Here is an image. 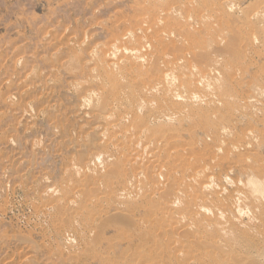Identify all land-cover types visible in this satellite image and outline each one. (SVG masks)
Returning a JSON list of instances; mask_svg holds the SVG:
<instances>
[{
  "label": "rangeland",
  "instance_id": "rangeland-1",
  "mask_svg": "<svg viewBox=\"0 0 264 264\" xmlns=\"http://www.w3.org/2000/svg\"><path fill=\"white\" fill-rule=\"evenodd\" d=\"M198 1L199 0H195V2L194 0H171L168 2L165 0H0V264H58V262L59 264H199L197 260H195L197 256L194 258L195 255L201 251H208V248L204 246L201 247L200 243L198 246L199 240L197 242V238L201 239L206 245L205 242H207V244L210 242L215 243L217 239L218 241L220 240V236L223 234L225 235L224 231H222L224 232L223 234L217 232L218 230H223L221 229L223 226L217 223L214 208H216V210L220 208L223 209L218 210L222 213V217H224L219 220H222L226 225L225 221L228 219L229 226L228 223L226 226L228 228L232 227V230L236 227L235 231L233 230L232 233L234 234L236 232L234 235L237 236L238 234V240L241 239L239 244L242 246L243 250L239 248L238 254L239 252H242V254L240 253L234 256L229 261V264H264V231L262 232L264 228V214H261V204L262 202L264 203V174L261 172V169L264 168V36L261 38L258 35L253 37L250 36L248 41L251 45L249 43H247V45L245 44L246 47L248 46L247 52H243L244 57L242 55V58L240 57L236 59L237 61L235 60V63H238L236 66L234 65L235 63L231 61H227L226 63L225 59L227 57L225 56L226 58L224 59V55L221 57L219 51L215 49L217 48L215 45H219L220 43L223 44L220 38H222L226 28H228L229 31L232 28L233 30H239L243 33L244 31L248 32L250 26H252V21H256L254 12L263 15L264 0H233L235 3L233 8L238 6L236 8L237 10L234 9L233 11V8H227L225 11L226 13L221 11L217 12L216 3L218 2H216V0H213V3L204 0L205 3H202L204 4L203 7ZM165 4H168L167 8H169L170 5H174L175 8L176 5L179 7L176 8V11L178 10L177 12L180 14L176 11H172L170 14L176 22L185 23L189 21L190 25L187 29L190 31L201 29L202 25L199 21L194 19V16L190 18L188 10H190V13L192 12L191 14L194 12L198 14L201 13L210 18L208 20L211 25H206L204 27L207 33L203 40L211 43V45L209 44L210 46L208 45L207 47L211 49L212 46V49L209 50L205 47L200 51L208 49L215 58L219 57V59H224L223 61L225 63H223L227 66V69L223 71V74L230 76V79H228L232 82L231 85H233L228 93H231L230 96H234L233 98L235 100H230L231 97H229L231 102H227V98V101L220 105L218 103H216V106L214 104V106L209 105L212 109L208 107L207 100H205V102L203 100L200 102L194 101L195 103L192 101L191 105L190 103H183L184 101L182 98H185V96H179V98L178 96H174L171 101H169L171 98L170 96V98L164 96L166 99L162 98L158 100L157 103L153 104L156 106H152V108H146V105L143 103L142 106L144 107L137 105L141 102V98L144 97L142 94L143 85L146 86L152 82L154 83L156 80L147 76V74L144 73V69H142L143 71L134 70L131 73L130 70H127L126 72H128V75H126L125 72H122L121 68L126 66L129 59L123 56H126L128 48L134 51H137L135 49H139V52L145 53L147 47L143 48V50L145 49L144 51L141 50L143 46L140 42L143 33L140 32L138 28L140 26L147 28L143 20L150 16V13L157 15L158 13L164 12V8L166 7L164 6ZM214 14L215 16L213 17ZM234 17L237 22L235 19V22L232 21ZM181 18H184V20ZM259 23L258 25L260 27H258L264 30V22L263 24L262 22ZM243 28H245L244 31H242ZM133 32L136 33V36H133ZM128 33L132 35L130 36ZM210 36L213 37L214 41L211 40ZM216 38H219L218 41L215 40ZM241 42L242 40H240V43ZM111 45H114L115 48ZM169 45L170 40L165 37V39L158 42L157 47L158 49H165ZM123 48H127V50ZM249 48H252L253 52H250ZM93 52H95L94 55ZM113 52L117 57L114 56ZM248 52L250 53L248 54ZM246 54L249 56H246ZM110 61H117L119 66L120 64L122 66L124 62L125 64H123V67L120 66V68L118 65H111ZM100 66L101 70L99 69ZM111 66H114V69L111 68ZM106 67L109 69L106 70ZM115 67L118 69L117 71H115ZM182 67L179 69L176 68V70L173 65L169 67L175 70L176 76L180 73V77H177L178 81L174 80V85L176 86H178V83L181 81V71H184V69L187 71L185 66V68L183 67L184 69ZM161 68L164 69V67ZM166 69H164V71ZM98 71L99 74H97ZM104 71H107L108 74L107 72L104 73ZM155 71H159V66L152 67L153 74ZM177 71L178 73H176ZM185 71L182 73L188 75V71ZM133 72L134 74H132ZM102 74L104 77H102ZM98 75L101 76L99 77ZM187 75L182 76L186 78ZM120 76L123 78L121 79ZM126 77H129V79H127L129 82L126 80ZM104 79L106 82H104ZM132 79L137 80V82ZM119 80L122 81V83ZM145 83L147 84L145 85ZM119 84H122V86L125 85L126 89L119 86ZM126 85L129 86L127 87ZM110 86L112 90L108 92ZM76 87L77 89H75ZM120 89L124 90L122 91L123 93H118ZM253 89L257 91V93ZM136 92L139 95L137 94L136 96ZM111 93H115L114 95L116 96ZM98 94L100 96H97ZM108 94L113 97V100H110L112 99L111 97H107L109 96ZM118 94L119 96H117ZM95 95L97 98H95ZM103 95H106L105 100L107 103L109 101V107H104V109H102L104 103L102 102L103 104H100L101 102H99L102 100ZM92 96L95 98V101L97 100L96 102H94ZM104 96L103 98H105ZM114 98L118 100L116 101ZM105 100L103 101L106 102ZM98 103L101 106H98ZM107 103L105 104L107 105ZM164 103L167 104L164 105ZM196 103H200L201 105L204 104L205 107L203 105L199 106L198 104L197 106ZM90 106L93 108L91 109ZM119 107L121 109H119ZM223 107L226 109H222ZM153 108L155 110H153ZM99 109L103 110V112ZM170 109L172 112H170ZM168 111L174 116L172 117L173 121H168L164 115L169 113ZM112 112L113 114L111 115ZM118 114H120V120H118ZM100 117L103 120L100 121ZM121 121L125 125H123ZM117 122H121V126ZM147 122L149 124H147ZM109 125L110 127H107ZM117 127L120 129H117ZM142 127H146L144 128L145 131ZM73 130L75 133H73ZM247 130H252L256 138L252 143L246 144V146L241 149V152L232 150L229 146V142L238 144L237 141L244 139ZM226 134L229 135L227 136ZM162 135L166 136V139L163 137L164 140L162 139V141L159 142L160 136ZM172 135L175 137H171ZM135 136L140 139V145L137 146L138 149L136 147L139 153L143 154L140 148L145 147L144 144L147 145L146 141L151 139V147H158L156 152L149 154L155 158L153 162L156 164L157 162L158 164L160 162L167 164L170 161L172 163L171 173H159V175H156L157 178L149 174L139 177L141 182L139 179L136 184L140 187L143 185L140 183H144L145 180L154 184L157 183L156 181L163 178L165 180H160L159 183L165 184L167 176H172V173L178 180L184 179V176H188L186 177L188 179L192 175L190 172L193 173L200 170L198 173L200 178L196 176V183L193 182L191 183L192 187L191 185L187 187L188 193L195 196L198 195L202 185L206 184L207 181L209 182H207L210 186L208 191L213 194H211V197L215 196V201L211 199L210 206L207 205L208 202L205 203V206L207 208L212 207L213 209H210L213 213L211 212L212 214L208 215L211 210L205 207L207 210L204 209L202 215L199 216L200 218L197 217L199 220L196 218L194 219L195 221H190V223H192L190 225L191 231H194L193 233H191V231L183 232L179 230V232L176 231V233L179 234H174L175 232L171 230L175 223L181 221V218H178L179 215H177V210L175 208L181 203H183L184 206V200L176 203L174 210L166 208L163 203L170 202V197L168 198V195L171 196V192L169 189L161 192L158 190L153 192L155 189H142L143 193L140 190L142 194L140 192L137 194L139 196L131 195L133 197L128 198L130 200L122 202H117L116 199L114 200L113 197L108 195H113L115 191H120V189L123 191L127 173H129L131 169H135L131 161L129 162L130 155H133L135 151L131 149L133 147L132 142L136 138ZM104 138L107 140L104 141ZM167 140L173 144L172 147L166 144L168 142ZM115 141L117 142L115 143L116 146H114ZM125 142H127V144ZM115 147H121L117 154L113 149ZM162 147H171L169 149L171 158L164 155V152L161 153L160 149ZM184 147L185 149H183ZM83 149H85V151H82ZM122 149L124 150L122 151ZM110 150L112 156L106 154H109ZM218 151L220 152L217 154ZM92 156L95 158L101 156L100 158L106 161L104 163L100 158H98L100 160H92L90 159V157L93 158ZM118 156L119 160H117ZM157 156H160L161 159ZM211 156L212 158L217 156V158L215 157V159L211 160L212 162L214 161V163L210 161ZM108 157L111 160L117 158V161L113 160L112 162H121V164L125 165L120 173L116 171L118 174L116 172L110 173L111 175L109 174L106 165L110 162ZM141 158L146 160L147 157L145 158L144 155H140L139 162L142 161ZM205 161H207V164ZM93 164H95L94 167H92ZM160 165L161 164L155 168L156 173ZM95 166L99 168L96 169ZM73 167H75V169ZM202 167H207V171L202 172ZM79 169L81 171H79ZM85 169L86 171H84ZM127 169L129 170L127 171ZM184 170L186 173L183 175L182 173ZM90 173L92 175H90ZM76 174L77 176H75ZM117 175L121 177L119 176V178ZM97 176L101 179L99 178V180H97ZM110 176H113L114 180L113 177ZM104 177L105 180L103 179ZM224 177L228 178V180ZM186 178L184 180H186ZM208 178L210 180L212 179L213 183L210 182ZM90 180L92 183H90ZM64 181L66 182L64 183ZM103 181L106 182V185H104L105 182ZM117 182L118 184H116ZM249 182L251 186H257L262 189L258 191V195L252 196V192L249 191L250 188H244V186L249 187V185H247ZM216 184H218V186ZM166 187L168 186L166 185ZM190 187L192 188L191 190ZM49 188H52V190H49ZM82 188H85L83 189L84 191L81 190ZM113 188L116 190L112 192ZM93 190L94 192L97 191L99 195H97V192L95 194ZM194 191H196L197 194H195ZM234 191L236 193L240 191L241 196L243 195L244 198L247 197V201L246 198H240L244 203L242 200H239V193L235 194ZM222 192L223 194L226 193L225 195L222 194L224 197L221 195ZM101 193H105L104 195L102 194L104 197H102ZM60 195L62 197H60ZM90 197L92 199H90ZM232 199H235V202H233L234 200L232 201ZM224 200L227 201L225 202ZM162 201L163 203H161ZM57 202L58 204H56ZM218 203L224 206H219ZM61 205L64 207H59ZM243 207H245V209H243ZM82 208L85 212L82 211ZM187 210L188 209H186V211ZM239 210L240 212H238ZM78 212L81 213L80 215L83 217L80 216ZM93 212L96 213L94 214ZM239 214H242V216ZM256 215H258L259 218ZM185 216L187 218L190 217L189 214ZM172 217H175L176 222H173L174 218ZM159 218L161 220H159ZM253 218L255 219L253 221H256L262 229L259 226L257 227L258 224L252 222ZM231 219H233V221ZM239 220L244 221V224ZM250 220L252 222L251 224ZM157 221L161 222L158 223ZM86 222L88 224L90 223L91 226L87 224L84 225ZM194 222L196 227L193 225ZM224 223L222 224L224 225ZM240 223L241 225H239ZM254 223L255 226L253 225ZM215 224L221 228H217ZM208 225H210V228H207ZM199 226H202L200 230L198 229ZM90 229L92 230L89 231ZM194 229H198V231L196 230L195 232ZM208 229L213 230L216 234L211 230L208 231ZM86 232L87 234H85ZM189 233H191V237ZM252 233L254 235H252ZM257 233H259V237ZM192 234H194L193 237ZM232 235L229 237H235ZM205 236L208 237L206 238ZM174 237L177 238L175 239L176 242ZM202 237L205 240H203ZM221 243H225L223 239ZM156 251L160 254L158 257H155ZM193 252H195V254ZM209 263L210 262H205L204 264Z\"/></svg>",
  "mask_w": 264,
  "mask_h": 264
},
{
  "label": "bare ground",
  "instance_id": "bare-ground-1",
  "mask_svg": "<svg viewBox=\"0 0 264 264\" xmlns=\"http://www.w3.org/2000/svg\"><path fill=\"white\" fill-rule=\"evenodd\" d=\"M166 2H168V1H171V0H165ZM185 1V0H184ZM207 1H211V3H213L212 1L213 0H207ZM158 2V1H157ZM165 2V3H166ZM194 2H195V0H194ZM200 4H202V3H205V1L204 0H199L198 1ZM216 2H218V3H216ZM216 9H217V12H225L226 10H227V8H233L234 7V5H235V3L233 2V0H216ZM233 2V3H232ZM170 3V2H169ZM168 3V4H169ZM167 4V5H168ZM174 4V3H173ZM176 4V3H175ZM166 4L164 5V6H166L165 8H164V12H162V13H158L157 15H155V14H153V13H150V16H148L146 19H144L143 20V22L145 23L144 25H146L147 26V28H145L144 26H140L138 29H140V32H142L143 33V35H142V38H141V45L143 46H141L142 47V49L141 50H143V48L144 47H147V49H146V51H145V53H143V52H139L140 50L139 49H135V50H137V51H134L133 49H129L128 48V50H127V48L126 49H124V50H127V52H126V56H123V57H125V58H128L129 59V62L127 63L128 64V67H127V64H126V66H124L123 67V64H125V62L122 64V66H121V64H120V66L121 67H123V68H121L119 65H118V62L117 61H110V64L111 65H114V66H119L120 68H121V70H122V72H125L126 73V75H128L127 73L128 72H126L127 70H130V73L132 72V71H134V70H142V69H144V73L145 74H147V76H150V77H152L153 79H155L154 81V83L152 82V83H150V84H148V85H146L147 83H145V85L146 86H144L143 84V89H142V94L144 95V97H142L141 98V102L139 103V104H137V105H139V106H141V107H144V106H142V103L144 104V105H146V108H149V107H151L152 108V106H156V105H153V104H155V103H157L158 102V100H160V99H162V98H164V96H166V97H169L170 98V100L169 101H171V99H172V97H174V96H178V98H179V96L180 97H183V96H185V98L183 97L182 99H183V103H190V105H191V102L193 101V103H195V102H200L201 100H203L204 102H205V100H207V103H208V107H210L211 108V106L214 104L215 106H216V103H218L219 105L221 104V103H223V102H225V101H227V102H231L230 100L232 99V100H235L233 97H231L230 96V94L231 93H228L229 92V90H231V88H232V86L233 85H231L232 84V82L229 80L230 79V76H228V75H225V74H223V71L224 70H226L227 68V66L224 64L225 62L227 63V61H231L232 63L234 62L235 63V60L236 59H238V58H242V55L244 54L243 52H245L246 50H247V48H248V46L246 47L245 46V44L247 45V43H249V41H248V39L250 38V36H260V38L261 37H263L264 36V30H262V29H260L259 27V25H260V23L259 22H262V24H263V22H264V13H263V15L262 14H259L258 12H254V16L256 17V19L254 18V16H253V18L256 20V21H252V26H250V30L248 31V32H245L244 31V29L245 28H243V30L242 31H244V33L243 32H241V31H236V30H233L232 28L230 29V31L228 30V28H226V31H224V33H223V36H222V38H220V41H222V43L223 44H219V45H215V47H217V48H215V49H217V51H219V54H220V56L222 57V55H224V59H225V62L223 61L224 59L223 58H221V59H219V57L217 58H215V56L213 55H211V53L209 52V50H211L212 49V46H211V49H210V47H207L209 44L211 45V43H208V41L207 42H205L203 39L205 38V34L207 33L205 30H204V27L206 26V25H208V26H210L211 24H210V22H209V20L208 19H210L209 17H206V15H204V14H198V13H196V12H194L193 14H191L190 13V10H188V13H189V15H190V18H192L191 16H194V19H196L197 21H199L200 22V24L202 25V28L201 29H195V30H189V29H187L188 27H189V25H190V22L189 21H187V22H185V23H181V22H176V21H174L173 20V18H172V16H171V12L172 11H176V8H179V7H177V5H176V8H175V6L174 5H170L169 6V8H167L168 6H167ZM193 5V4H192ZM203 5L204 4H202L201 6L203 7ZM238 7V6H237ZM237 7H235V8H233L232 10L234 11V9H236ZM215 8V7H214ZM239 9V8H238ZM180 10V9H179ZM182 10V9H181ZM230 10V9H229ZM232 10H230V11H232ZM237 10V9H236ZM260 10H261V8H260ZM161 11V10H160ZM178 11V10H177ZM176 11V12H177ZM250 11V10H249ZM262 11V10H261ZM209 12V11H208ZM260 12V11H259ZM177 13H179V12H177ZM187 13V14H188ZM203 13V12H202ZM206 13H207V11H206ZM226 13V12H225ZM234 13V12H233ZM236 13V12H235ZM180 14V13H179ZM215 16V14L213 15V17ZM250 16V15H249ZM250 18V17H249ZM182 20H184V18H181ZM212 19V18H211ZM234 19H235V17L233 18V22H235L236 21V19H235V21H234ZM247 20V19H246ZM231 21V22H232ZM237 22V21H236ZM251 22V21H250ZM258 23H259V25H258ZM254 24V25H253ZM261 24V25H262ZM216 25V24H215ZM217 26V25H216ZM259 26V27H258ZM245 27V26H244ZM137 28V27H136ZM137 29V30H138ZM260 29V30H259ZM42 30V29H41ZM89 30V29H88ZM139 31V30H138ZM69 32V31H68ZM87 32V31H86ZM139 32V33H140ZM183 32V33H182ZM129 33H131V32H129ZM128 33V34H129ZM49 35V34H48ZM130 35V34H129ZM132 35V34H131ZM130 35V36H131ZM212 35V34H211ZM124 36V35H123ZM128 36V35H127ZM133 36H136V33L135 32H133ZM213 36V35H212ZM85 37H88V36H85ZM125 37V36H124ZM165 37L167 38V39H169L170 40V45L167 47V48H165V49H158V47H157V44H158V42L160 41V40H162V39H165ZM211 37V36H210ZM73 38V37H72ZM126 38V37H125ZM132 38V37H131ZM255 38V37H254ZM253 38V39H254ZM258 38V37H257ZM129 39V38H128ZM218 39L219 38H216L215 40L216 41H218ZM135 40V39H134ZM211 40H213V37H211ZM240 40H242V42L240 43ZM86 41V40H85ZM214 41V40H213ZM255 41V40H254ZM258 41V40H257ZM256 41V42H257ZM110 42V41H109ZM77 43V42H76ZM82 43H84V42H82ZM132 43H134V42H132ZM131 43V44H132ZM255 43V42H254ZM253 43V44H254ZM259 43H261V42H259ZM108 44V43H107ZM122 44H123V42H122ZM250 45H251V43H249ZM56 45V44H55ZM90 45V44H89ZM115 45V44H114ZM114 45H111V46H113V48H115L114 47ZM209 45V46H210ZM214 45V44H213ZM250 45H249V47H250ZM261 45H263V44H261ZM105 46V45H104ZM108 46V45H107ZM81 47V46H80ZM90 47V46H89ZM205 47H207L208 49H206V50H203V51H200L201 49H203V48H205ZM254 47V46H253ZM256 47V46H255ZM72 48H73V46H72ZM105 48V47H104ZM6 49H7V47H6ZM117 49V48H116ZM257 49V48H256ZM107 50V49H106ZM109 50V49H108ZM139 50V51H138ZM145 50V49H144ZM143 50V51H144ZM249 50H250V52L252 51L253 52V50H252V48L250 49L249 48ZM113 51H114V49H113ZM121 51V50H120ZM119 51V52H120ZM99 52L101 53V51L99 50ZM123 52V51H122ZM125 52H124V54H125ZM212 52V51H211ZM247 52V51H246ZM250 52H248V54L250 53ZM94 53L95 52H93V55H94ZM108 53V52H107ZM98 54V53H97ZM111 54V53H110ZM113 54H114V52H113ZM248 54H246V56L248 55ZM252 54V53H251ZM56 55V54H55ZM54 55V56H55ZM97 56V55H96ZM110 56H112V55H110ZM114 56H116L115 54H114ZM113 56V57H114ZM212 56V57H211ZM226 56V57H225ZM249 56V55H248ZM93 57V56H92ZM100 57V56H99ZM98 57V58H99ZM104 57V56H103ZM117 57V56H116ZM243 57H244V55H243ZM115 58V57H114ZM248 58V57H247ZM95 59V58H94ZM97 59V58H96ZM101 59V58H100ZM99 59V60H100ZM116 59V58H115ZM215 59V60H214ZM47 60V59H46ZM108 60V59H107ZM118 60V59H117ZM124 60V59H123ZM126 60V59H125ZM222 60V61H221ZM67 61V60H66ZM69 61V60H68ZM75 61V60H74ZM73 61V62H74ZM237 61V60H236ZM248 61V60H247ZM246 61V62H247ZM21 62V61H20ZM101 62V61H100ZM224 62V63H223ZM245 62V63H246ZM67 63V62H66ZM69 63V62H68ZM77 63V62H76ZM75 63V64H76ZM87 63V62H86ZM90 63V62H89ZM109 63V62H108ZM70 64H73V63H70ZM87 65V64H86ZM99 65V64H98ZM101 65V64H100ZM171 65H173V67H175V70H176V68H180V67H186L187 68V71H185V67L183 68L184 69V71L185 72H187L188 73V75L185 73H182V72H184V71H181V81H180V83H178L179 85L178 86H176V85H174V83H175V81L174 80H176V81H178L177 80V77H180L179 75H180V73H178V71L176 72V73H178V76H176L177 74H175V70H173L172 68H169ZM231 65V64H230ZM235 66L236 65H238V63L236 64H234ZM35 66V65H34ZM66 66H68V65H66ZM78 66V65H77ZM80 66V65H79ZM105 66H106V64H105ZM107 66H109V65H107ZM113 66V67H114ZM153 66H159V71L157 72V71H155L154 72V74L152 73V67ZM177 66V67H176ZM229 66V65H228ZM69 67V66H68ZM67 67V68H68ZM112 66H111V68H113ZM161 67H164V69H166L165 71H164V69H162ZM229 67H231V66H229ZM71 68H72V66H71ZM101 68V66L99 67V69ZM107 68V67H106ZM76 69V68H75ZM86 69H87V67H86ZM98 69V68H97ZM98 69V70H99ZM103 69H104V67H103ZM102 69V70H103ZM109 68H107L106 70H108ZM114 69V68H113ZM115 69H116V67H115ZM38 70V69H37ZM59 70V69H58ZM67 70V69H66ZM79 70V69H78ZM101 70V69H100ZM99 70V71H100ZM118 69H116L115 71H117ZM99 71H98V73L97 74H99ZM143 71V70H142ZM179 71V72H180ZM94 72V71H93ZM107 72V71H106ZM105 71H104V73H106ZM110 72V71H109ZM114 72V71H113ZM137 72V71H136ZM112 73V72H111ZM124 73V74H125ZM238 73V72H237ZM236 73V74H237ZM33 74V73H32ZM40 74V73H39ZM107 74H108V72H107ZM112 74H114V73H112ZM117 74H120V73H117ZM132 74H134V72L132 73ZM131 74V75H132ZM35 75V74H34ZM104 75H106V74H104ZM116 75V74H115ZM114 75V76H115ZM122 75V74H121ZM142 75V74H141ZM182 75H187L186 76V78H184ZM59 76V75H58ZM97 76V75H96ZM95 76V77H96ZM99 76V75H98ZM101 76V75H100ZM99 76V77H100ZM102 77H104L103 76V74H102ZM108 77V76H107ZM121 77V76H120ZM119 77V78H120ZM129 77H130V75H129ZM129 77H126V80L127 79H129ZM144 77H146V76H144ZM235 77V76H234ZM96 78H98V77H96ZM123 77H121V79H122ZM140 78V77H139ZM142 78V77H141ZM229 78V79H228ZM51 79H53V78H51ZM93 79V78H92ZM95 79V78H94ZM101 79V78H100ZM60 80V79H59ZM90 80V79H89ZM99 80V79H98ZM124 80H125V78H124ZM132 80H134V81H136L137 82V80H135V79H132ZM148 80V79H147ZM235 80H236V78H235ZM25 81V80H24ZM55 81V80H54ZM85 81V80H84ZM103 81V80H102ZM116 81V80H115ZM120 81V80H119ZM128 81V80H127ZM148 81H150V80H148ZM147 81V82H148ZM26 82V81H25ZM24 82V83H25ZM59 82V81H58ZM93 82V81H92ZM96 82V81H95ZM104 82H106V80L104 79ZM103 82V83H104ZM108 82V81H107ZM117 82V81H116ZM121 83H122V81H120ZM129 82V81H128ZM127 82V83H128ZM135 82V83H136ZM141 82V81H140ZM233 82H235V81H233ZM23 83V84H24ZM54 83V82H53ZM56 83V82H55ZM100 83V82H99ZM125 83V82H124ZM149 83V82H148ZM236 83V82H235ZM132 83L130 82V85H131ZM177 84V83H176ZM72 85V84H71ZM114 85V84H113ZM118 85V84H117ZM137 85V84H136ZM139 85V84H138ZM12 86V85H11ZM36 86V85H35ZM74 86V85H73ZM81 86V85H80ZM119 86H121V87H124L125 89H126V87H125V85H123L122 86V84L120 85L119 84ZM127 86V85H126ZM129 86V85H128ZM127 86V87H128ZM132 86V85H131ZM130 86V87H131ZM135 86V85H134ZM90 87V86H89ZM109 87V86H108ZM255 87V86H254ZM79 88V87H78ZM113 88V87H112ZM116 88V87H115ZM123 88V89H124ZM135 88V87H134ZM255 88H257V87H255ZM28 89V88H27ZM43 89V88H42ZM75 89H77V87L75 88ZM124 89V90H125ZM140 89V88H139ZM260 89V88H259ZM55 90V89H54ZM110 90H112L111 89V86H110V88H109V90H108V92L110 91ZM121 90V89H120ZM118 91V93L119 92H122V91H124V90H121V91ZM135 90V89H134ZM138 90V89H137ZM254 90V89H253ZM261 90V89H260ZM56 91V90H55ZM79 91V90H78ZM82 91V90H81ZM103 91V90H102ZM115 91V90H114ZM255 91V90H254ZM262 91V90H261ZM261 91H259V92H261ZM28 92V91H27ZM36 92V91H35ZM96 92V91H95ZM127 92V91H126ZM128 92H129V90H128ZM128 92H127V94H128ZM230 92H232V91H230ZM233 92H234V90H233ZM232 92V93H233ZM256 93H257V91H255ZM258 92V93H259ZM25 93V92H24ZM85 93V92H84ZM100 93V92H99ZM123 93V92H122ZM125 93V92H124ZM130 93V92H129ZM140 93V92H139ZM203 93V94H202ZM255 93V94H256ZM263 93V92H262ZM261 93V94H262ZM106 94V93H105ZM112 94V93H111ZM115 94V93H114ZM114 94H112V95H114ZM137 92H136V96H137ZM141 94V95H142ZM94 95V94H93ZM109 95V94H108ZM139 95V94H138ZM140 95V96H141ZM237 95V94H236ZM259 95V94H258ZM80 96V95H79ZM97 96H100L99 94L97 95ZM104 96V95H103ZM103 96H102V100H100L99 102H101L100 104H105V103H107V101L105 100L106 99V95L104 96L105 98H103ZM114 96H116V95H114ZM117 96H119V94L117 95ZM127 96V95H126ZM128 96H129V94H128ZM135 96V95H134ZM238 96H241V95H238ZM50 97V96H49ZM93 97V96H92ZM108 98H110L111 96L109 95V96H107ZM125 97V96H124ZM123 97V98H124ZM229 97H231L230 98V100H229ZM237 97V96H236ZM235 97V98H236ZM94 98V97H93ZM95 98H97L96 97V95H95ZM95 98H94V102H96L95 101ZM112 99H110V100H113V97H111ZM123 98H122V100H123ZM135 98V97H134ZM177 98V99H178ZM228 98V99H227ZM237 98H239V97H237ZM252 98V97H251ZM11 99V98H10ZM101 99V98H100ZM114 99H116V101L118 100L117 98H114ZM129 99V98H128ZM164 99H166V98H164ZM181 99V98H180ZM181 99V100H182ZM185 99H186V101H185ZM227 99V100H226ZM243 99H245V98H243ZM71 100V99H70ZM98 100H99V98H98ZM103 100H105L106 102H104ZM138 100V101H139ZM175 100H176V98H175ZM181 100H179V101H181ZM250 100V99H249ZM248 100V101H249ZM252 100H254V99H252ZM88 101V100H87ZM90 101H91V98H90ZM120 101V100H119ZM126 101V100H125ZM164 101V100H163ZM195 101V102H194ZM236 101H237V99H236ZM245 101V100H244ZM251 101V100H250ZM249 101V102H250ZM255 101V100H254ZM33 102V101H32ZM85 102H86V100H85ZM84 102V103H85ZM103 102V103H102ZM110 102H114V101H110ZM123 102V101H122ZM165 102V101H164ZM166 102H168V101H166ZM203 102V103H204ZM234 102V101H233ZM257 102V101H256ZM83 103V102H82ZM87 103V102H86ZM93 103V102H92ZM91 103V104H92ZM108 103H109V101H108ZM107 103V105L105 104H103V108L102 109H104V107H107L109 104ZM117 103V102H116ZM124 103V102H123ZM122 103V104H123ZM128 103V102H127ZM126 103V104H127ZM130 103V102H129ZM137 103V102H136ZM170 103V102H169ZM235 103V102H234ZM253 103V102H252ZM255 103V102H254ZM261 103V102H260ZM4 104V103H3ZM56 104V103H55ZM90 104V103H89ZM88 104V105H89ZM94 104H96V103H94ZM99 104V103H98ZM98 105V106H101V105ZM120 104V103H119ZM119 104H117V105H119ZM159 104V103H158ZM167 104V103H166ZM165 103H164V105H166ZM174 104V103H173ZM198 103H196V105H197ZM205 104V103H204ZM204 104H202L203 106H204ZM228 104V103H227ZM240 104V103H239ZM62 105V104H61ZM76 105V104H75ZM97 105V104H96ZM171 105H172V102H171ZM194 105V104H193ZM199 106L201 105L200 103L198 104ZM197 105V106H198ZM201 105V106H202ZM209 105H211V106H209ZM213 105V106H214ZM224 105V104H223ZM222 105V106H223ZM87 106V105H86ZM124 106V105H123ZM123 106H122V110H123ZM157 106H159V105H157ZM168 106V105H167ZM197 106H195V107H197ZM235 106H236V104H235ZM30 107V106H29ZM91 107V106H90ZM94 107H95V105H94ZM97 107V106H96ZM109 107V106H108ZM113 107H114V105H113ZM112 107V108H113ZM138 107V106H137ZM171 107V106H170ZM172 107H173V105H172ZM180 107V106H179ZM194 107V106H193ZM205 107V106H204ZM230 107V106H229ZM38 108V107H37ZM93 107H91V109H92ZM98 108V107H97ZM112 108H110V109H112ZM115 108H116V105H115ZM157 108V107H156ZM169 108V107H168ZM187 108V107H186ZM225 107H223L222 109H224ZM231 108V107H230ZM256 108V107H255ZM77 109V108H76ZM117 109H118V107H117ZM119 109H121L120 107H119ZM143 109V108H142ZM205 109V108H204ZM209 109V108H208ZM212 109V108H211ZM226 109V108H225ZM33 110V109H32ZM100 110V109H99ZM115 110V109H114ZM139 110V109H138ZM146 110H148V109H146ZM153 110H155L154 108H153ZM206 110V109H205ZM38 111V110H37ZM100 111H102L103 112V110H100ZM113 111V110H112ZM140 111V110H139ZM161 111V110H160ZM164 111H166V110H164ZM179 111V110H178ZM124 112V111H123ZM127 112V111H126ZM126 112H125V114H126ZM162 112V111H161ZM167 112V111H166ZM169 112V111H168ZM170 112H172L171 111V109H170ZM170 112L169 113H166V114H164L165 116H166V118L168 119V121L169 120H171V121H173L172 120V117H174L173 115H172V113L170 114ZM174 112V111H173ZM185 112V111H184ZM186 112H187V110H186ZM189 112V111H188ZM40 113V112H39ZM47 113V112H46ZM105 113V112H104ZM122 113V112H121ZM133 113H135V112H133ZM202 113V112H201ZM205 113V112H204ZM79 114V113H78ZM98 114V113H97ZM113 114V112L111 113V115ZM160 114V113H159ZM163 114V113H162ZM178 114V113H177ZM206 114H207V111H206ZM216 114V113H215ZM45 115V114H44ZM76 115V114H75ZM94 115V114H93ZM99 115V114H98ZM119 115L120 114H118V118H119ZM122 115H123V113H122ZM132 115H134V114H132ZM172 115V116H171ZM176 115V114H175ZM100 116H102V115H100ZM110 116V115H109ZM116 116H117V114H116ZM115 116V117H116ZM126 116V115H125ZM124 116V117H125ZM129 116V115H128ZM23 117V116H22ZM59 117V116H58ZM67 117V116H66ZM96 117V116H95ZM94 117V118H95ZM108 117V116H107ZM112 117V116H111ZM110 117V118H111ZM123 117V118H124ZM136 117H137V115H136ZM24 118V117H23ZM97 119H99L98 117H96ZM101 118V117H100ZM104 118V117H103ZM129 118V117H128ZM135 118V117H134ZM163 118H164V116H163ZM117 119V118H116ZM122 119V118H121ZM127 119V118H126ZM160 119V118H159ZM174 119V118H173ZM101 120H103L102 118L100 119V121ZM118 120H120V118L118 119ZM123 120H125V119H123ZM130 120V119H129ZM134 120V119H133ZM138 120V119H137ZM162 120H164V119H162ZM58 121V120H57ZM77 121V120H76ZM110 121V120H109ZM114 121V120H113ZM126 121H128V120H126ZM139 121V120H138ZM161 121V120H160ZM167 121V120H166ZM170 121V122H171ZM59 122V121H58ZM104 122H105V120H104ZM122 122V121H121ZM120 122V123H121ZM125 122V121H124ZM129 122V121H128ZM149 122V121H148ZM147 122V124H149ZM60 123V122H59ZM87 123V122H86ZM95 123V122H94ZM112 123H114V122H112ZM112 123H111V127H112ZM118 123V122H117ZM120 123H118L119 125H120ZM140 123V122H139ZM142 123V122H141ZM167 123V122H166ZM109 124V123H108ZM122 124H123V122H122ZM130 124V123H129ZM123 125H125V124H123ZM101 126H103V125H101ZM121 126V125H120ZM131 126V125H130ZM107 127H110V125L109 126H107ZM114 127H116V126H114ZM58 128V127H57ZM138 128V127H137ZM144 128H146V127H142V129L145 131V129ZM11 129V128H10ZM59 129V128H58ZM85 129V128H84ZM98 129V128H97ZM117 129H120V128H118L117 127ZM139 129V128H138ZM12 130H14V129H12ZM75 130V129H74ZM73 130V133H75V131ZM86 130V129H85ZM116 130V129H115ZM136 130V129H135ZM143 130H141V131H143ZM147 130V129H146ZM225 130V129H224ZM7 131H9V130H7ZM121 131V130H120ZM140 131V132H141ZM223 131V130H222ZM221 131V132H222ZM51 132V131H50ZM115 132V131H114ZM133 132V131H132ZM225 132H227V131H225ZM224 132V133H225ZM51 134V133H50ZM58 134V133H57ZM94 134V133H93ZM122 134V133H121ZM129 134L131 135V133L129 132ZM135 134H137V133H135ZM141 134H144V133H141ZM52 135V134H51ZM91 135V134H90ZM116 135H117V133H116ZM227 136L229 135V134H226ZM225 135V136H226ZM140 136V135H139ZM146 136V135H145ZM223 136V135H222ZM83 137V136H82ZM86 137V136H85ZM109 137V136H108ZM122 137V136H121ZM133 137V136H132ZM131 137V138H132ZM136 137V136H135ZM163 137L165 138L166 136H160V141L159 142H161L162 141V139H163ZM171 137H175V136H171ZM73 138V137H72ZM106 138V137H105ZM104 138V141L105 140H107V139H105ZM112 138V137H111ZM141 138V137H140ZM146 138V137H145ZM169 138H170V136H169ZM256 138V136H255V134H254V132L252 131V130H250V131H248L247 130V132L245 133V136H244V139L243 140H239V141H237L238 142V144H236V143H233V142H229V146H230V148L232 149V150H235V151H237V152H241V149L244 147V146H246V144H248V143H252L253 142V140ZM64 139V138H63ZM90 139H91V136H90ZM96 139V138H95ZM166 139V138H165ZM172 139V138H171ZM37 140V139H36ZM73 140V139H72ZM112 140V139H111ZM129 140V139H128ZM142 140V139H141ZM164 140V139H163ZM169 140V139H168ZM167 140V141H168ZM11 141V140H10ZM75 141V140H74ZM73 141V142H74ZM113 141H114V138H113ZM132 141V140H131ZM143 141V140H142ZM141 141V142H142ZM146 141V140H145ZM144 141V142H145ZM167 141H165V142H167ZM109 142V141H108ZM152 142V140L150 139V140H147L146 141V143H147V145L146 144H144V146L145 147H142V148H140V150H142L143 151V154L142 153H139V151L137 150L138 149V147L137 146H139L140 145V139H139V137H136L135 138V140L132 142L133 143V147L131 148L132 150H135L134 151V154L133 155H130V160H129V162L131 161V163L133 164V166H135V169L134 170H132L131 169V171L129 172V173H127V175H126V182H125V184L123 183L124 182V180H123V184L125 185L124 186V189H123V191H121V189H120V191H115V193L112 195H110V194H108L110 197H113L114 198V200L116 199V201L117 202H122V201H125V200H130V199H128V198H132L133 196H131V195H137V194H139L138 192H140V190H141V192H142V189H144V190H146V189H155L153 192H155V191H164V190H170V194H171V196L170 195H168V198L170 197V199H169V201L170 202H166L165 204L163 203V201L161 202V203H163V205H165V207L166 208H169V209H173L174 210V207H175V204L176 203H178V202H181V201H183L184 200V206H183V203H181V204H179V205H181V206H179L178 205V207L177 208H175L176 210V213H177V215H179V217L177 216V215H175V216H177L178 218H181V221L180 222H178V223H175V225H173V227H172V229L171 230H173L175 233L174 234H179V233H176V231H178L179 232V230L181 231H183V232H190L191 231V225L190 224H192V223H190V221H192V220H194V219H196L197 217H199L200 215H202V211L205 209V203H207V205H209L210 206V204H211V199H212V201L215 199V196H212L211 197V192H209L208 191V189H209V182L207 183L206 182V184H203L202 185V187H201V189L199 190V193H198V195H195V196H193V195H191V194H189L188 193V185H191V183H193V182H195L196 183V176H198V173L200 172V170H198V171H195V172H190L192 175L190 176V178H186V177H188V176H184V179L186 178V180H184L183 178L181 179V180H178L175 176H174V174L172 173V176L171 175H169V176H167V179H166V181H165V184L163 183V184H161V183H159V181L160 180H165V179H163L162 177V179H160L159 181H156L157 183H150V182H148V181H146L145 180V182L144 183H140L141 182V179L139 178V177H142V176H144V175H146V174H149L150 176H152V177H156V175L158 174L159 175V173H161L162 174V172L163 173H167V172H169V173H171V171H172V163L169 161L167 164H164V163H159V164H161L160 165V167L158 168V171H157V173L155 172V168L159 165L158 164V162H157V164L155 163V162H153V159H155V158H153V156L151 155H149L150 153H154V152H156V149L158 148H156V147H154L153 148V146L151 147V143ZM157 142V141H156ZM155 142V143H156ZM89 143V142H88ZM93 143V142H92ZM104 143H106V142H104ZM115 143H117L116 141L114 142V144ZM122 143V142H121ZM126 144H127V142H125ZM67 144V143H66ZM101 144V143H100ZM119 144V143H118ZM128 144H130V143H128ZM160 144V143H159ZM165 144V143H164ZM167 145H170L171 147L173 146V144L171 143V142H167L166 143ZM92 145V144H91ZM105 145V144H104ZM110 145V144H109ZM142 145V144H141ZM77 146V145H76ZM89 146H90V144H89ZM102 146V145H101ZM114 146H116V144L114 145ZM113 146V147H114ZM120 146V145H119ZM110 147V146H109ZM128 147H130V146H128ZM136 147H137V149H136ZM141 147V146H140ZM170 147V148H171ZM74 148V147H73ZM121 147H119V148H117V147H115V148H113L114 149V152L117 154V152L119 151V149H120ZM170 148H168V147H162L160 150H161V153L162 152H164L163 154L164 155H167L169 158H171V154H170ZM183 149H185V147L183 148ZM219 149V148H218ZM109 150V149H108ZM124 149H122V151H123ZM130 150V149H129ZM220 150V149H219ZM53 151V150H52ZM82 151H85V149H83ZM106 151H107V148H106ZM122 151H120V152H122ZM171 151H172V149H171ZM228 151V150H227ZM110 152H111V150H110ZM109 152V154L108 153H106L107 155H111L112 156V152L110 153ZM124 152H127V151H124ZM220 151H218L217 152V154L219 153ZM221 152H222V149H221ZM83 153V152H82ZM88 153V152H87ZM102 154V153H101ZM104 154V153H103ZM114 154V153H113ZM132 154V153H131ZM230 154V153H229ZM60 155V154H59ZM98 155V154H97ZM106 155V156H107ZM119 155V154H118ZM140 155L142 156V155H144V157L146 158V160H144V159H142V161L141 162H139L140 161V159H139V157H140ZM185 155V154H184ZM57 156V155H56ZM55 156V157H56ZM72 156V155H71ZM93 156H94V154H93ZM92 156V157H93ZM99 156V155H98ZM116 156V155H115ZM115 156H113V157H115ZM121 156V155H120ZM127 156H128V154H127ZM228 156V155H227ZM81 157V156H80ZM101 157V156H100ZM100 157H98V158H100ZM104 157V156H103ZM158 157V156H157ZM160 157V156H159ZM158 157V158H159ZM216 158H217V156H215ZM215 157H213L212 158V156H211V158H210V161L211 160H213V159H215ZM76 158V157H75ZM94 158V159H93ZM93 158H91L90 157V159H92V160H100V159H102V158H100V159H98V158H95V157H93ZM109 158V157H108ZM122 158H123V156H122ZM176 158H178V157H176ZM180 158H182V157H180ZM184 158V157H183ZM226 158V157H225ZM110 159V158H109ZM109 159H107V160H109ZM117 158H115V160L114 159H110V162L109 161H107V162H109L108 164H106L107 165V169H108V172H109V174L110 173H115L116 171L118 172V173H120V171L124 168V164H121V162H112L113 160L114 161H117V160H119V156H118V159L116 160ZM121 159V158H120ZM126 159V158H125ZM160 159H161V157H160ZM160 159H158V160H160ZM179 159V158H178ZM57 160V159H56ZM78 160V159H77ZM85 160V159H84ZM105 160V159H104ZM127 160H128V158H127ZM126 160V161H127ZM158 160H156V161H158ZM91 161V160H90ZM102 161H103V159H102ZM101 161V162H102ZM106 161V160H105ZM105 161H103L104 163H105ZM124 161V160H123ZM175 161V160H174ZM94 163H96L95 161H93ZM99 162V161H98ZM112 162V163H111ZM125 162V161H124ZM206 162V164H207V161H205ZM46 163V162H45ZM84 163V162H83ZM89 163V162H88ZM130 163V164H131ZM176 163V162H175ZM203 163V162H202ZM211 163H214V161L212 162L211 161ZM92 164V163H91ZM102 164V163H101ZM128 164V163H127ZM129 164V165H130ZM184 164V163H183ZM85 165V164H84ZM83 165V166H84ZM89 165V164H88ZM94 165L95 164H93V166L92 167H94ZM97 165H98V163H97ZM81 166V165H80ZM127 166V165H126ZM204 166V165H203ZM76 167V166H75ZM75 167H73L74 169H75ZM87 167V166H86ZM85 167V168H86ZM90 167V166H89ZM96 167V166H95ZM102 167V166H101ZM167 167H168V169H167ZM209 167V166H208ZM229 167V166H228ZM97 168H99V167H96V169ZM126 168H128V167H126ZM133 168V167H132ZM203 168V167H202ZM207 168V167H206ZM206 168L204 167L201 171L202 172H205V171H207L206 170ZM231 168V167H230ZM76 169H77V167H76ZM82 169V168H81ZM93 169V168H92ZM101 169V168H100ZM106 169V168H105ZM130 169V168H129ZM129 169H127V171L129 170ZM173 169H175V168H173ZM184 169V168H183ZM190 169V168H189ZM31 170V169H30ZM68 170V169H67ZM90 170H91V168H90ZM94 170H95V168H94ZM124 170H126V169H124ZM171 170V171H170ZM176 170V169H175ZM187 170V169H186ZM196 170V169H195ZM209 170V169H208ZM78 171V170H77ZM79 171H81L80 169H79ZM78 171V172H79ZM84 171H86V169L84 170ZM92 171V170H91ZM96 171H98V170H96ZM174 171V170H173ZM178 171V170H177ZM176 171V172H177ZM179 171H181V170H179ZM211 171V170H210ZM227 171V170H226ZM76 172V171H75ZM93 173H94V171H92ZM116 172V173H117ZM261 172L264 174V168L263 169H261ZM80 173V172H79ZM96 173V172H95ZM117 173V174H118ZM123 173V172H122ZM179 173V172H178ZM184 173H186L185 172V170H184V172L182 173L183 175H184ZM208 173V172H207ZM103 174V173H102ZM105 174V173H104ZM126 174V173H125ZM125 174H123V175H125ZM175 174H177V173H175ZM211 174V173H210ZM213 174H214V172H213ZM69 175H71V174H69ZM80 175V174H79ZM90 175H92L91 173H90ZM90 175H88V176H90ZM94 175V174H93ZM111 175V174H110ZM112 175H114V174H112ZM116 175V174H115ZM122 175V174H121ZM165 175V174H164ZM190 175V174H189ZM202 175V174H201ZM252 175V174H251ZM67 176V175H66ZM75 176H77V174L75 175ZM87 176V177H88ZM109 176V175H108ZM118 177L120 176V175H117ZM212 176V175H211ZM264 176V175H263ZM64 177V176H63ZM68 177V176H67ZM110 177H113V176H110ZM121 177V176H120ZM119 177V178H120ZM125 177V176H124ZM179 177V176H178ZM199 177V176H198ZM202 177V176H201ZM206 177H207V175H206ZM48 178V177H47ZM90 178V177H89ZM95 178V177H94ZM97 178H98V176H97ZM100 178V177H99ZM99 178L97 179V180H99ZM118 178V179H119ZM157 178V177H156ZM160 178V177H159ZM166 178V177H165ZM200 178V177H199ZM203 178H205V177H203ZM213 178H215V177H213ZM225 179H227L228 180V178H226V177H224ZM92 179V178H91ZM101 179V178H100ZM104 180H105V177L103 178ZM102 179V180H103ZM110 179V178H109ZM108 179V180H109ZM116 179V178H115ZM139 179H140V184H143V185H141V187L139 186V185H137L136 183H137V181H139ZM44 180V179H43ZM63 180H65V179H63ZM71 180V179H70ZM74 180V179H73ZM76 180V179H75ZM78 180V179H77ZM86 180V179H85ZM101 180V181H102ZM107 180V179H106ZM113 180H114V177H113ZM117 180V179H116ZM116 180H115V182H116ZM208 180H210L209 178H208ZM214 180V179H213ZM83 181V180H82ZM91 181V180H90ZM95 181V180H94ZM112 181V180H111ZM121 181H122V179H121ZM63 182V181H62ZM66 181H64V183H65ZM89 182V181H88ZM87 182V183H88ZM96 182V181H95ZM100 182V181H99ZM103 182H105V181H103ZM108 182V181H107ZM162 182V181H161ZM210 182H212V179L210 180ZM230 182V181H229ZM239 182V181H238ZM58 183V182H57ZM68 183V182H67ZM71 183V182H70ZM83 183V182H82ZM81 183V184H82ZM90 183H92V181L90 182ZM112 183H114V182H112ZM138 183V184H139ZM213 183V182H212ZM243 183V182H242ZM62 184V183H61ZM116 184H118V182L116 183ZM116 184H114V185H116ZM199 184V183H198ZM215 184V183H214ZM219 184V183H218ZM218 184H216L217 186H218ZM232 184H235V183H232ZM247 184V183H246ZM66 185V184H65ZM87 185H89V184H87ZM87 185H86V187H87ZM94 185V184H93ZM92 185V186H93ZM104 185H106V182L104 183ZM110 185H111V183H110ZM113 185V184H112ZM166 185L168 186V187H166ZM244 185V184H243ZM247 185H249V187H245L244 186V188H250L249 189V191H251L252 192V196H256V195H258V191H261L262 189L261 188H259V187H257V186H251V184H250V182H249V184H247ZM18 186V185H17ZM81 186H83V185H81ZM80 186V187H81ZM100 186V185H99ZM123 186V185H122ZM198 186V185H197ZM221 186V185H220ZM66 187V186H65ZM80 187H79V189H80ZM94 188H96L95 186H93ZM102 187V186H101ZM111 187V186H110ZM191 187H192V185H191ZM190 187V190L192 189ZM98 188V187H97ZM212 188V187H211ZM225 188V187H224ZM52 190V188H49V190ZM53 189H54V187H53ZM57 189H58V187H57ZM67 189V188H66ZM83 189H85V188H82L81 190H83ZM105 189V188H104ZM108 189V188H107ZM195 189V188H194ZM193 189V190H194ZM223 189V188H222ZM242 189V188H241ZM69 190V189H68ZM88 190V189H87ZM103 190V189H102ZM114 190H116V189H114L113 188V190H112V192L114 191ZM220 190H221V188H220ZM226 190V189H225ZM60 191V190H59ZM65 191V190H64ZM73 191H75V190H73ZM84 191V190H83ZM109 191H110V189H109ZM152 191V190H151ZM197 191V190H196ZM196 191H194L195 192V194H197L196 193ZM218 191H219V189H218ZM248 191V192H249ZM76 192V191H75ZM80 192V191H79ZM82 192V191H81ZM93 192H94V190H93ZM92 192V193H93ZM97 192V191H96ZM96 192H94L95 194H96ZM103 192V191H102ZM111 192V191H110ZM140 192V193H141ZM235 192V191H234ZM48 193V192H47ZM51 193V192H50ZM69 193V192H68ZM88 193V192H87ZM93 193V194H94ZM107 193V192H106ZM143 193V192H142ZM141 193V194H142ZM228 193V192H227ZM239 193V200H242V199H240V198H243V199H245L246 198V201H247V197H245L244 198V196L242 195L241 196V194H240V191L239 192H235V194H238ZM64 194V193H63ZM66 194V193H65ZM78 194V193H77ZM103 193H101V195H102ZM105 194V193H104ZM103 194V195H104ZM217 194H218V192H217ZM223 194V192L221 193V195ZM226 194V193H225ZM225 194H223V195H225ZM246 194V193H245ZM244 194V195H245ZM55 195V194H54ZM90 195V194H89ZM97 195H99L98 194V192H97ZM102 195V197H104ZM213 195V194H212ZM215 195V194H214ZM220 195V196H221ZM222 195V196H223ZM46 196V195H45ZM44 196V197H45ZM53 196V195H52ZM64 196V195H63ZM86 196H87V194H86ZM94 196V195H93ZM107 196V195H106ZM131 196V197H130ZM137 196H139V195H137ZM136 196V197H137ZM219 196V197H220ZM241 196V197H240ZM38 197V196H37ZM39 197H41V196H39ZM60 197H62L61 195H60ZM69 197H70V195H69ZM88 197V196H87ZM95 197H96V195H95ZM135 197V196H134ZM210 197V198H209ZM218 197V196H217ZM216 197V198H217ZM224 197V196H223ZM43 198V197H42ZM55 198V197H54ZM65 198V197H64ZM66 198H67V196H66ZM112 198V199H113ZM222 198V197H221ZM237 198V199H238ZM63 199V198H62ZM90 199H92L91 197H90ZM94 199V198H93ZM98 199V198H97ZM224 199V198H223ZM236 199V198H235ZM235 199H232V201L233 202H235ZM43 200V199H42ZM64 200V199H63ZM66 200V199H65ZM168 200V199H167ZM166 200V201H167ZM219 200H221V199H219ZM94 201V200H93ZM96 201V200H95ZM165 201V200H164ZM215 201V200H214ZM225 201V200H224ZM227 201V200H226ZM225 201V202H226ZM230 202H231V200H229ZM237 201V200H236ZM245 201V200H244ZM74 202V201H73ZM100 202V201H99ZM242 202H243V200H242ZM43 203V202H42ZM70 203V202H69ZM74 203H76V202H74ZM92 203H94V202H92ZM97 203H98V201H97ZM215 203V202H214ZM232 203V202H231ZM244 203V202H243ZM56 204H58V202L56 203ZM55 204V205H56ZM95 204V203H94ZM93 204V205H94ZM219 204V203H218ZM217 204V205H218ZM221 204V203H220ZM219 204V206H224V205H220ZM228 204V203H227ZM230 204V203H229ZM232 204H234V203H232ZM231 204V205H232ZM236 204V203H235ZM63 205V204H62ZM59 206V207H64V206ZM71 205H73V204H71ZM75 205V204H74ZM77 205V204H76ZM216 205V206H217ZM262 206H261V209H262V212H261V214L263 215L264 214V203L262 202V204H261ZM90 206V205H89ZM161 206V205H160ZM219 206H217V207H219ZM233 206V205H232ZM238 206V205H237ZM239 206H241V205H239ZM54 207H56V206H54ZM69 207H70V205H69ZM85 207V206H84ZM88 207V206H87ZM91 207V206H90ZM77 208V207H76ZM94 208V207H93ZM92 208V209H93ZM207 208V207H206ZM210 208H212V207H210ZM210 208H207V209H209V210H211ZM238 208V207H237ZM247 208V207H246ZM64 209V208H63ZM66 209V208H65ZM88 209V208H87ZM90 209V208H89ZM164 209V208H163ZM186 209H188L187 211H186ZM207 209H205V210H207ZM213 209V208H212ZM221 209V208H220ZM220 209H218V210H220ZM239 209H240V207H239ZM243 209H245V207H243ZM242 209V210H243ZM69 210H70V208H69ZM74 210V209H73ZM97 210V209H96ZM164 210H166V209H164ZM172 210V211H173ZM216 210V208H214V214H215V218H216V220H217V223H219V225H222L223 226V228H221V227H219L218 225H216L215 224V226L218 228H221V229H223V230H221V231H217L218 233L219 232H221L222 234L225 232V235L223 234L222 236H220L221 238H220V240L218 241V239H217V241H215V243L214 242H210L209 244H207V242H205L206 243V245L203 243V241L201 240V239H199V238H197V242H198V240H199V242H198V246L201 244V247H206V248H208V251H199L200 253H198L197 255H195V257L194 256H192V257H194V258H196V256H197V258L195 259V260H197V262L199 263V264H204L205 262H210L209 264H229V261L234 257V256H236V255H239L240 253L242 254V252H239V254H238V249L239 248H241L242 250H243V248H242V246L239 244V242H240V240H238V238H237V236H238V234H237V236L236 235H234L233 233H232V231L234 230L235 231V229H236V227L232 230L230 227L228 228L226 225H227V223H228V219H227V216H226V225H225V223L222 221V220H219V219H223L224 217H222L223 215H222V213H220L218 210H216V211H218V212H216L215 211ZM221 210H223V209H221ZM238 210V209H237ZM241 210V209H240ZM240 210L238 211V212H240ZM49 211V210H48ZM68 211V210H67ZM80 211V210H79ZM82 211H83V208H82ZM93 211H94V209H93ZM167 211H168V209H167ZM170 211V210H169ZM232 211H234V210H232ZM246 211H247V209H246ZM71 212V211H70ZM83 212H85V211H83ZM87 212V211H86ZM171 212V211H170ZM213 213V211L211 210L210 211V213H208V215L209 214H212ZM226 212V211H225ZM242 212V211H241ZM50 213V212H49ZM66 213H68V212H66ZM79 213V212H78ZM94 213V212H93ZM96 213V212H95ZM94 213V214H95ZM99 213V212H98ZM169 213V212H168ZM174 213V212H173ZM175 213V214H176ZM179 213V214H178ZM204 213H206V212H204ZM224 213V212H223ZM245 213V212H244ZM52 214V213H51ZM69 214V213H68ZM81 213H79V215H80ZM83 214V213H82ZM186 214H189L190 215V217L189 218H187L188 217V215H187V217L185 216ZM193 214V215H192ZM86 215V214H85ZM88 215V214H87ZM225 215V214H224ZM239 215H241L242 216V214H239ZM72 216H73V214H72ZM76 216H78V215H76ZM80 216H82V215H80ZM166 216H168V215H166ZM212 216V215H211ZM240 216V217H241ZM243 216H245V215H243ZM255 216V215H254ZM258 218H259V216L258 215H256ZM79 217V216H78ZM83 217V216H82ZM170 217V216H169ZM222 217V218H221ZM239 217V218H240ZM164 218V217H163ZM172 218H174L173 219V222H176V220H175V217H172ZM200 218V217H199ZM258 218H257V220H258ZM237 219V218H236ZM250 219V218H249ZM78 220V219H77ZM81 220V219H80ZM91 220V219H90ZM159 220H161L160 218H159ZM175 220V221H174ZM197 220H199L198 218H197ZM225 220V219H224ZM232 221H233V219H231ZM253 220H255L254 218L252 219V222H255L256 223V221H253ZM73 221V220H72ZM89 221V220H88ZM195 221V220H194ZM234 221H235V218H234ZM239 221H241V223H243L244 221H242V220H239ZM77 222V221H76ZM83 222V221H82ZM90 222V221H89ZM158 222V221H157ZM159 222H161V221H159ZM158 222V223H159ZM193 222V221H192ZM196 222H198V221H196ZM238 222V221H237ZM251 222V220H250V224L252 223ZM259 222V221H258ZM168 223V222H167ZM166 223V224H167ZM172 223V222H171ZM200 223V222H199ZM198 223V224H199ZM201 223H203V222H201ZM222 223H224V225L222 224ZM232 223V222H231ZM241 223L239 224V225H241ZM255 223L253 224L254 226H255ZM260 223V222H259ZM85 224H87V225H90V223L88 224L87 222L86 223H84V225ZM195 224V222L193 223V225ZM244 224V223H243ZM248 224V223H247ZM256 224H258V223H256ZM261 224V223H260ZM72 225V224H71ZM93 225H94V223H93ZM92 225V226H93ZM192 225V226H193ZM205 225V224H204ZM203 225V226H204ZM212 225V224H211ZM231 225V224H230ZM81 226V225H80ZM79 226V227H80ZM91 226V225H90ZM195 227H196V225H194ZM210 225H208L207 226V228L209 227ZM228 226H229V223H228ZM247 226V225H246ZM259 226V224L257 225V227ZM82 227V226H81ZM194 227V228H195ZM206 227V226H205ZM213 227V226H212ZM251 227V226H250ZM253 227V226H252ZM260 227V226H259ZM64 228V227H63ZM67 228V227H66ZM90 228V227H89ZM92 228V227H91ZM93 228H95V227H93ZM193 228V227H192ZM200 228H202V226L200 227L199 226V230H200ZM210 228V227H209ZM215 228V227H214ZM216 228V229H217ZM249 228V227H248ZM261 228V227H260ZM198 229H196L197 231H198ZM213 229V228H212ZM216 229H215V231H216ZM250 229V228H249ZM252 229V228H251ZM257 229V228H256ZM262 229V228H261ZM73 230V229H72ZM92 229H90L89 231H91ZM94 230V229H93ZM193 230V229H192ZM195 230V229H194ZM196 230H195V232H196ZM206 230V229H205ZM211 230V229H210ZM209 229H208V231H210ZM211 231H213V230H211ZM222 231H224V232H222ZM250 231V230H249ZM255 231V230H254ZM264 231V228L262 229V232ZM85 232V231H84ZM94 232V231H93ZM194 232V231H193ZM192 231H191V233H193ZM214 232V231H213ZM246 232H248V231H246ZM257 232V231H256ZM256 232H254V233H256ZM83 233V232H82ZM90 233V232H89ZM191 233H189L190 235V237H191ZM202 233H203V231H202ZM205 233V232H204ZM215 234H216V232H214ZM235 236V237H229V236H231L232 234ZM237 233H238V231H237ZM259 233H260V231H259ZM259 233H257V236L259 235ZM85 234H87V232L85 233ZM195 234V233H194ZM194 234H192V237H193V235ZM198 234H199V232H198ZM250 234V233H249ZM263 234H264V232H263ZM263 234H261V235H263ZM79 235V234H78ZM219 235V234H218ZM221 235V234H220ZM232 235V236H233ZM252 235H254L253 233H252ZM172 236H176V235H172ZM178 236V235H177ZM202 236H203V234H202ZM208 236H210V235H208ZM207 236V237H208ZM216 236V235H215ZM256 236V237H257ZM88 237V236H87ZM197 237H199V236H197ZM206 237V236H205ZM206 237V238H207ZM218 237V236H217ZM259 237V236H258ZM263 237H264V235H263ZM173 238V237H172ZM201 238V237H200ZM203 238V237H202ZM214 238V237H213ZM216 238V237H215ZM82 239V238H81ZM175 239H177V238H175L174 237V240ZM196 239V238H195ZM209 239V238H208ZM224 240V244L223 243H221V240ZM234 239V240H233ZM173 240V239H172ZM203 240H205L204 238H203ZM207 241V240H206ZM209 241H212V240H209ZM214 241V240H213ZM175 242H176V240H175ZM196 242V243H197ZM1 243V242H0ZM200 243V244H199ZM198 248V247H197ZM192 249V248H191ZM195 249V248H194ZM192 251V250H191ZM194 251V250H193ZM23 252V251H22ZM187 252V251H186ZM195 252H196V250H195ZM195 252H193L194 254H195ZM185 253V252H184ZM193 254V255H194ZM160 254H159V252L158 251H156L155 252V257H158ZM185 255V254H184ZM75 256V255H74ZM191 256H190V258H191ZM76 257H77V255H76ZM75 257V258H76ZM186 257V256H185ZM188 258V257H187ZM64 260V259H63ZM62 260V261H63ZM68 260H70V259H68ZM72 260H73V258H72ZM184 260V259H183ZM61 263V262H60ZM64 263V262H63ZM58 264H59V262H58Z\"/></svg>",
  "mask_w": 264,
  "mask_h": 264
}]
</instances>
